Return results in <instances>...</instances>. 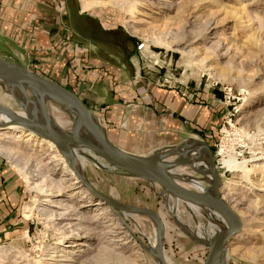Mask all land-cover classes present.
I'll use <instances>...</instances> for the list:
<instances>
[{
	"label": "rangeland",
	"instance_id": "1",
	"mask_svg": "<svg viewBox=\"0 0 264 264\" xmlns=\"http://www.w3.org/2000/svg\"><path fill=\"white\" fill-rule=\"evenodd\" d=\"M93 1L99 4L88 10L81 9V0L58 3L63 24L72 31L75 42L86 46L89 56L111 65L120 80L133 79L138 86L144 77L150 87L166 89L177 84L200 90L207 84L222 94L221 103L215 106V119L204 129L206 136L194 134L189 127L177 146L135 154L159 157L169 152L167 160L189 158L190 165L182 163L170 171L185 175L178 181L199 191H209L213 176L208 169L212 168L222 182L223 196L241 220L240 231L227 244L224 264H264V0ZM78 9L90 15L91 21L78 20ZM140 44L143 47L139 48ZM55 51L54 57L51 54L46 60L40 56L39 62L31 51L28 53L34 57L24 59L18 54L10 61L27 62L30 68L53 75L64 85L71 68L68 61L64 68L54 65L61 59L59 50ZM23 55L27 56L26 51ZM12 90L0 80V104L25 115ZM18 90L14 94L24 101ZM25 93L28 99L35 98L30 89ZM27 107L31 109L32 104ZM46 110L53 124L70 130L72 113L52 100L47 101ZM102 127L113 143L117 137L110 128ZM20 129L24 132L17 139L10 128L0 125V154L17 171L24 191L19 210L24 226L0 241V264H158L156 256L140 245L155 246L156 224L151 217L134 212L116 214L96 201L58 147L38 142V136H28ZM196 143L201 145L196 147ZM78 150L84 155L74 156L75 161L99 191L159 214L162 251L168 264L203 263L208 247L181 226L207 239L223 225L218 214L163 194L160 185L129 176L88 150ZM233 153L238 160H250L249 175L221 165L222 155Z\"/></svg>",
	"mask_w": 264,
	"mask_h": 264
},
{
	"label": "crops",
	"instance_id": "2",
	"mask_svg": "<svg viewBox=\"0 0 264 264\" xmlns=\"http://www.w3.org/2000/svg\"><path fill=\"white\" fill-rule=\"evenodd\" d=\"M61 1L0 0V57L10 60L19 54L25 59L34 57L31 51L39 62L40 56L47 60L58 49L61 59L54 65L64 68L68 61L71 68L64 85L94 107L100 123L117 137L113 143L128 152L174 146L189 127L194 134L205 135L204 129L215 119V106L221 103L214 87L204 84L196 90L192 85L174 84L166 89L150 87L144 77L138 86L133 79L120 80L111 65L89 56L86 46L71 38L72 31L65 29L61 18ZM76 16L83 21L84 11L78 9ZM47 77L58 81L53 75ZM23 197L20 176L0 154V241L23 228L19 216Z\"/></svg>",
	"mask_w": 264,
	"mask_h": 264
},
{
	"label": "water",
	"instance_id": "3",
	"mask_svg": "<svg viewBox=\"0 0 264 264\" xmlns=\"http://www.w3.org/2000/svg\"><path fill=\"white\" fill-rule=\"evenodd\" d=\"M0 79L19 82L27 85L34 93V97L46 96L58 103L63 109L73 114L70 130H61L50 118L46 106L41 103L43 120L36 115L27 113L24 117L17 115L0 104V112L10 117L5 121L3 128H24L26 132L52 141L62 155L69 156L68 164L76 175L80 184L86 188L101 203L106 204L116 214L121 212H134L151 217L156 224L155 248H150L140 243L149 253L157 257L158 264H168L162 251V221L159 214L147 207L131 205L113 199L94 187L74 164L70 150L72 147L88 149L98 158L109 163L113 168L121 170L129 176L142 178L160 185L164 192L182 200H190L197 205L204 206L216 212L224 221L226 227L209 242L204 243L208 247L207 254L202 264H223L229 240L241 229V220L238 213L224 198L220 188L222 182L216 178L212 191H199L180 183L169 174L167 169L175 168L182 163L189 164V158L167 160L171 153L149 156L128 152L112 143L104 134L98 115L86 104V102L62 83L47 77L46 75L24 65L21 62H13L0 57ZM86 129L88 135L81 133ZM206 145V144H205ZM177 146V145H174ZM170 146V147H174ZM163 158L167 161H163ZM211 166L213 161L210 156ZM190 165V164H189ZM215 175V172L212 171Z\"/></svg>",
	"mask_w": 264,
	"mask_h": 264
},
{
	"label": "bare ground",
	"instance_id": "4",
	"mask_svg": "<svg viewBox=\"0 0 264 264\" xmlns=\"http://www.w3.org/2000/svg\"><path fill=\"white\" fill-rule=\"evenodd\" d=\"M99 4V2L98 1H93V0H81V9L82 10H88V9H90L92 6H94V5H98ZM153 40H154V42H156V43H158V44H164V41L162 40V39H160V38H153ZM0 80H2V81H5L6 83H8L11 87H13V90H12V94H13V96L15 97V99H16V101L19 103V105L22 107V109L24 110V112H25V115L27 114V113H29V114H31V115H36V117H38L40 120H43V111H42V107H41V103H44L45 104V106H46V104H47V101H49L50 99L49 98H47L46 96H44V97H39V96H37L36 98H34L33 100H30V99H28V97H27V95H26V93H25V89L27 88V89H29V87L27 86V85H25V84H23V83H19V82H13V81H9V80H6V79H0ZM16 89H19L18 90V93L20 94V95H22L23 97H24V101L23 100H21L20 99V97H18V95H15L14 94V91H16ZM29 103H31L32 104V108L31 109H28V104ZM36 110H39L40 112H39V115H38V113H37V111ZM16 114L17 115H20V116H22V117H24L25 115H22V114H20V113H18V112H16ZM5 115V114H4ZM4 115H2V114H0V125H5L4 123H5V121H8V119H10V117H8V116H6L5 118H4ZM11 134L12 135H14V137L15 138H20L21 137V135L23 134V132L24 131H21V129H19V128H16L15 126H11ZM26 132V131H25ZM28 134H26V135H30L29 134V132H27ZM81 133L82 134H84L85 136H87L88 135V133H87V131H86V129L84 128L82 131H81ZM7 134H8V132H7ZM27 138V137H26ZM29 138V137H28ZM31 138V137H30ZM191 139V138H190ZM28 140V139H27ZM39 141H41V142H45V143H47V145H49L51 148H55L56 146H55V144L52 142V141H50V140H48V139H44V138H42V137H38V142ZM197 144V146L196 147H199L201 144L200 143H196ZM78 148H81V147H72L71 148V150H70V154H71V157H72V160H73V162H74V164L76 165V167H78V169L80 170V167H79V164H78V162L79 161H75L76 159H74V156H80V155H84V153L83 152H80L79 150H78ZM81 149H84V148H81ZM85 150H88V149H85ZM89 151V150H88ZM90 152V151H89ZM91 153V152H90ZM91 154H93V153H91ZM96 158H98L95 154H93ZM65 159H66V162H67V164H68V161H69V156L68 155H66V156H64V155H62ZM263 158H264V156H263ZM98 159H100V158H98ZM202 159H205L206 161H208V159H207V157H202ZM202 159H200V160H202ZM258 159H261V158H258ZM163 161L165 162L166 160L163 158ZM193 161H195V160H193ZM192 161V162H193ZM250 160H247V159H242V160H238L237 159V156H236V154L235 153H233V154H227V155H222V157H221V160H220V163H221V165L223 166V167H225V168H227L228 170H231V171H241L244 175H247L248 174V169H247V164H248V162H249ZM100 164H102V163H100ZM209 164L211 165V163H210V158H209ZM172 168H169V169H167V171L169 172V174L170 175H172L174 178H176V180H178V179H184L183 178V176H185V175H176V174H174L172 171H170ZM202 171H203V169H201ZM209 170V172L212 174V176H213V179L212 178H210L211 179V181H209V179L206 177V176H208V175H205V180H207V181H209L210 183H211V187H210V189H209V191H212V189H213V185H214V183L216 182V175H214L213 173H212V171H214L212 168L211 169H208ZM208 170H204V171H208ZM81 171V170H80ZM241 173V174H242ZM249 175V174H248ZM237 180V179H236ZM234 181V180H233ZM230 182V181H229ZM235 184V183H234ZM240 185V184H239ZM238 185V186H239ZM236 186H234V188H235ZM199 188V187H198ZM233 188V187H232ZM199 189H203V187H200ZM205 189V188H204ZM230 191V190H229ZM165 194H167V195H169L168 193H166V192H164ZM177 198V197H176ZM225 198V197H224ZM179 199V198H178ZM184 201H186V202H189V203H192V204H195V203H193L192 201H190V200H184ZM195 205H197V204H195ZM231 205V204H230ZM173 207V206H172ZM197 208H199V207H201V209H208V208H206V207H204V206H201V205H199V206H196ZM233 208V207H232ZM171 211V210H170ZM209 211L210 212H212L213 214H217L216 212H214V211H212V210H210L209 209ZM226 227V225H225V223H224V221H223V225H222V227L220 228V230L218 231V232H212V235H211V237L210 238H207V239H203V238H201L200 236H198V234H196V233H193V232H191L190 231V229H188V228H186V227H182L181 226V228H182V230L185 232V233H187V234H189L190 236H192L195 240H197V241H202V242H204V243H207V242H209L213 237H215V236H217L220 232H222L223 231V229ZM156 246H154V247H152V248H155ZM227 252V251H226ZM157 258V257H156ZM225 258H226V253H225V255H224V262H225ZM50 262V261H49ZM52 264V263H51ZM224 264V263H223Z\"/></svg>",
	"mask_w": 264,
	"mask_h": 264
},
{
	"label": "trees",
	"instance_id": "5",
	"mask_svg": "<svg viewBox=\"0 0 264 264\" xmlns=\"http://www.w3.org/2000/svg\"><path fill=\"white\" fill-rule=\"evenodd\" d=\"M214 92H215V97L220 99L222 97V94L220 93V91H218L217 88H214Z\"/></svg>",
	"mask_w": 264,
	"mask_h": 264
},
{
	"label": "flooded vegetation",
	"instance_id": "6",
	"mask_svg": "<svg viewBox=\"0 0 264 264\" xmlns=\"http://www.w3.org/2000/svg\"><path fill=\"white\" fill-rule=\"evenodd\" d=\"M84 19H85V21H91V19H90V15H87V14H84ZM90 27H91L92 31L94 32L95 28H92L91 25H90ZM96 37H97V36H96Z\"/></svg>",
	"mask_w": 264,
	"mask_h": 264
},
{
	"label": "built area",
	"instance_id": "7",
	"mask_svg": "<svg viewBox=\"0 0 264 264\" xmlns=\"http://www.w3.org/2000/svg\"><path fill=\"white\" fill-rule=\"evenodd\" d=\"M141 47H143V44H140V45H139V48H141Z\"/></svg>",
	"mask_w": 264,
	"mask_h": 264
}]
</instances>
